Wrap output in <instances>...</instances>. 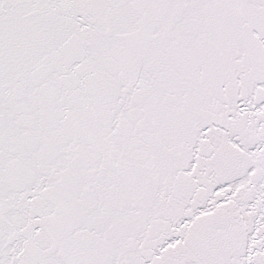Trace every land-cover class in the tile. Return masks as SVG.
<instances>
[{"label":"snow or ice","instance_id":"6c2138e0","mask_svg":"<svg viewBox=\"0 0 264 264\" xmlns=\"http://www.w3.org/2000/svg\"><path fill=\"white\" fill-rule=\"evenodd\" d=\"M0 264H264V0H0Z\"/></svg>","mask_w":264,"mask_h":264}]
</instances>
